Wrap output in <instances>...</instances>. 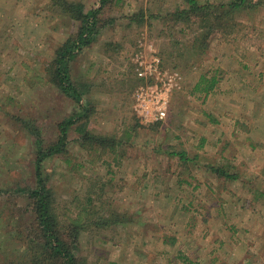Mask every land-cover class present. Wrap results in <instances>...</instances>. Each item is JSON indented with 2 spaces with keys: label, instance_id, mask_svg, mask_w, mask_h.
Wrapping results in <instances>:
<instances>
[{
  "label": "rangeland",
  "instance_id": "374dc122",
  "mask_svg": "<svg viewBox=\"0 0 264 264\" xmlns=\"http://www.w3.org/2000/svg\"><path fill=\"white\" fill-rule=\"evenodd\" d=\"M55 3L0 0V190L35 186L38 138L54 141L77 105L51 81L57 49L80 24ZM188 7L108 0L71 64L88 128L115 140L82 143L72 129L67 152L44 165L59 220L82 223L80 264H264V0L202 27L170 15ZM152 89L167 98L163 119L136 106ZM5 193L0 264H11L34 244L14 238L29 202Z\"/></svg>",
  "mask_w": 264,
  "mask_h": 264
},
{
  "label": "trees",
  "instance_id": "16d2710c",
  "mask_svg": "<svg viewBox=\"0 0 264 264\" xmlns=\"http://www.w3.org/2000/svg\"><path fill=\"white\" fill-rule=\"evenodd\" d=\"M108 0H102V5L85 10L82 2L70 0H55V4H60L64 15L79 21L78 31L66 39L56 52V57L51 63V81L77 105L71 114L58 122V135L54 141L46 142L38 138L37 147H35L34 176L35 186L18 187V189L0 190V193L9 192L24 196L29 202L30 208L26 211L27 226L17 228L14 237L15 240L26 242L32 245L31 252L27 259L17 260L11 264H80L77 255L79 246V237L83 228L78 220H72L69 224H64L59 220L55 212L53 202V190L48 184V175L44 165L46 160L59 156L67 152L69 145L70 130L75 129L79 133V139L82 143L98 144L105 147L115 141L106 136H98L88 128V118L91 113L89 104L82 101V91L73 80L71 73V64L78 56L82 48L90 45L99 33V13ZM189 7L177 9L170 13L176 20H187L188 22H199L200 27L212 21H224V18L233 15L238 10L247 6L248 0H232L227 3H221L215 6L212 3L200 4L198 0H188ZM138 16V14H137ZM195 16H202L201 21L195 20ZM201 81L197 84L199 85ZM216 79L213 78L204 88L206 92L215 88ZM198 87V86H197ZM26 122V120H23ZM38 133L39 128L36 122H28L27 127ZM179 157L182 161L188 160L186 151H182ZM215 171L224 176L236 178V174L229 173L220 167ZM263 194V193H261ZM32 202H31V201ZM18 226H21L20 224ZM190 263V262H189Z\"/></svg>",
  "mask_w": 264,
  "mask_h": 264
},
{
  "label": "built area",
  "instance_id": "2783aa9c",
  "mask_svg": "<svg viewBox=\"0 0 264 264\" xmlns=\"http://www.w3.org/2000/svg\"><path fill=\"white\" fill-rule=\"evenodd\" d=\"M136 106L146 118L163 119L167 114V98L162 91L152 89L151 93L140 91Z\"/></svg>",
  "mask_w": 264,
  "mask_h": 264
}]
</instances>
